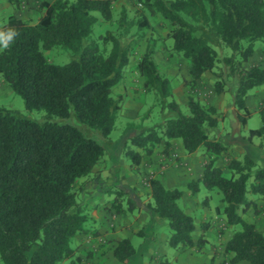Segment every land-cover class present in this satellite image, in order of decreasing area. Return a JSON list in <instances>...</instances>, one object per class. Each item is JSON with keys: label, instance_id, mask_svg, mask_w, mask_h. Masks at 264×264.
I'll return each instance as SVG.
<instances>
[{"label": "trees", "instance_id": "16d2710c", "mask_svg": "<svg viewBox=\"0 0 264 264\" xmlns=\"http://www.w3.org/2000/svg\"><path fill=\"white\" fill-rule=\"evenodd\" d=\"M8 1L16 8L20 4V0ZM138 1L149 15H159L169 23L172 46L187 61L190 88L209 72L215 74L217 93L224 91L228 78L237 81L234 107L240 125L246 126L248 94L264 86V67L245 66L256 43L264 42V0ZM113 4L114 0H53L42 3L43 14L34 24L10 14L0 25V76L21 96L26 109L43 110L46 117L36 121L0 105V264H91L72 246L77 235L90 232L75 185L93 172L105 147L77 126L52 118L74 116L105 139L113 131L121 96L115 98L112 89L124 77L130 48L110 32L103 36L112 42L108 52L89 41L98 20L95 13L112 21ZM137 25L151 28L147 15ZM11 32L15 35L9 40ZM57 46L78 57L64 64L50 62L43 50ZM223 46L230 54L220 55ZM138 71L146 90L158 94L163 120L139 128L129 138L135 148H128L126 155L139 165V150L151 155L162 146L163 155L168 156L173 140L187 154L203 148L202 173L187 189L195 195L202 186L221 196L224 206L216 207V212L224 216L232 232L223 245L227 259L222 264H264V233L244 217L250 209L264 212V167L251 154L231 155L230 145L209 137V131L223 119L216 106L190 94L186 109L181 108L173 97L170 78L158 71L152 47L140 58ZM258 113L261 125L249 130L248 141L264 138V101ZM222 156L226 162L219 165ZM149 186L147 213L170 229L168 245L177 250L205 247L211 223L200 222L195 238V218L180 203L184 191L166 186L158 177L150 178ZM125 194L116 192L112 207L117 213L136 208L129 198L124 206ZM209 199L207 195L202 204L208 206ZM138 234L143 236V231ZM136 252L129 237L118 240L113 248L120 264H128Z\"/></svg>", "mask_w": 264, "mask_h": 264}, {"label": "rangeland", "instance_id": "374dc122", "mask_svg": "<svg viewBox=\"0 0 264 264\" xmlns=\"http://www.w3.org/2000/svg\"><path fill=\"white\" fill-rule=\"evenodd\" d=\"M43 2L51 3L53 0H20L17 8L8 0H0V25L6 22L10 14H15L26 23L34 24L38 22L43 14ZM112 12V21H107L99 13H95L98 20L93 27L89 41L97 42L105 52H108L112 42L109 40L104 41L103 36L110 32L120 37L130 48V62L125 67L124 77L112 89V95L115 98L121 96L120 109L117 112L113 131L109 138L105 139L100 136L98 131L78 121L74 116L67 119L52 118L59 123L68 122L77 126L86 136L97 140L105 147V154L94 167L93 172L79 179L75 185L77 198L84 207L88 217L87 227L90 232L74 238L72 246L81 258L91 264L99 263L97 256L95 257V252L112 241L105 238L102 234L103 232L98 229L104 223H106L105 227L108 228L107 231L111 232H114L119 225L128 230L131 229L130 233L134 238L133 242L135 244L139 241L140 244L145 241V237L141 239L142 235L138 233L140 230L143 231L144 225H147L151 220L145 221L144 224H139V226H136L135 222L140 220L139 216L148 210V203L151 200L150 178L158 177L162 181H168L173 184L172 187L177 186L188 195L187 184L201 175L206 161L203 148L195 152L193 158L190 159L178 140H173L168 156L163 155L162 146H158L151 155L139 150L142 154V161L139 165L133 164L126 155L128 148H135L130 144L129 138L139 128L152 126L163 120L162 104L158 94L155 91L146 90L144 79L138 71V62L148 48H153V59L159 73L170 78L173 97L181 104L183 110L186 109L185 102L188 96L192 94L202 103L216 106L220 114L223 115L219 125L209 131L210 138L220 139L223 143H226L225 140L228 139L236 145L244 143L249 130L258 128L261 125L258 109L264 101V86L254 88L249 92L247 100L250 117L246 126H241L234 111V98L237 86L235 79L228 78L225 82L224 91L217 93L214 88L215 74L209 72L198 80L194 87L190 88L188 85L190 76L188 74L187 61L181 52L173 48L172 39L169 37L170 25L164 18L159 15H149L138 0H114ZM143 15H147L151 28H138L137 22ZM2 48V36L0 35V49ZM43 52L50 62L57 64H64L72 58L78 57L70 50L58 46L43 50ZM224 54H230V50L223 46L220 48V55ZM251 65L264 67V42L256 43L253 55L245 63V66ZM0 105L36 121H43L46 118L43 110L26 109L21 96L12 90L9 82L2 76H0ZM232 137L235 138L233 139ZM255 138L257 139L258 137ZM256 141L260 146H264V138H258ZM241 149V147H231L230 154L241 157L243 154ZM252 156L254 157L255 153ZM256 160L259 166L264 167L263 161ZM225 162V156L220 157L217 161L219 165H224ZM119 190L126 193L122 198L124 206H126V199L129 198L136 207L133 212L122 214L117 213L113 209L112 202L116 192ZM207 195L210 196L209 201L213 204L224 206L221 196L216 190L208 192L202 186L194 198V201L197 202L196 205L204 206L202 200ZM188 197L193 198L192 195ZM186 204L189 205L187 201ZM260 204L263 205L262 203ZM244 217L246 220L253 222L264 233V212L257 214L251 210ZM196 218L200 222L209 221L211 223L213 216L209 217L207 213L202 211L197 212ZM219 219L220 217L217 218V220ZM218 222L222 223L221 220ZM137 227L138 232H135L134 230ZM223 227L218 228L215 233L218 239L214 247L221 254V257L219 256L221 261L219 260L217 264H222L227 259V255L223 251V239H225V232L228 231L230 233L231 229L227 228L226 230ZM162 231L163 233L167 232V235L170 233L168 226ZM169 248L171 247L169 246ZM102 262L103 264H112L105 258ZM65 264H69V261H66Z\"/></svg>", "mask_w": 264, "mask_h": 264}, {"label": "crops", "instance_id": "0c3cea01", "mask_svg": "<svg viewBox=\"0 0 264 264\" xmlns=\"http://www.w3.org/2000/svg\"><path fill=\"white\" fill-rule=\"evenodd\" d=\"M247 105H248V100H247ZM234 111L237 116V111L235 107H234ZM257 139L253 138L251 142L246 140L244 141V143L238 145L234 144L231 140L228 139H226L225 142L231 147H241L242 148L241 151H243V154L248 153L253 155L255 153L254 158L264 162V146H260L259 143L256 141ZM193 154H188L189 155L188 157L192 159L194 156ZM163 183L168 187L173 186V184H170L168 181L166 182L163 181ZM189 195H191L190 192L188 193V195H186V192L184 191L180 202L183 208L185 209V211L193 215L195 218V222H196V230L194 232L195 238L197 237L200 229L199 227L200 221L197 220L196 218L197 212L204 211L205 213H207L209 217L213 216L211 222V228L206 233L208 238L207 245L203 247L200 251L196 249L177 250V249L169 248V245L167 243V238H168L167 232L163 233L162 231V229L164 228L166 229L167 226L166 223L157 218L150 217V215L145 211L146 213L143 212L141 215L142 217L139 216L140 220L135 222V225L139 226V224H144L145 221L151 220L150 222L147 223L148 226L144 225L143 236L141 237V239L145 237V241H142L141 244L140 241L137 242L136 244L133 242L134 246L137 249V252L129 260L128 264H161L163 261L164 262L166 261V264H217L219 260L221 261L220 251L218 250L216 251L214 244H216L218 239L216 238V234H215L218 228L223 227L224 225L223 229L227 230L224 217L222 216V214L216 212V207L219 208L222 207L217 204L215 205L210 201L208 206L196 205L197 202L194 201L196 194L192 195L193 198H189L188 197ZM186 201L189 203V205L186 204ZM191 204L193 207L190 206ZM251 210L253 209H250L249 212ZM219 217H220L219 220H221L222 223L218 222L219 220H217V218ZM105 225L106 223H104V225L99 226L98 229L100 232H103L102 234L105 238L112 241H110L105 247L98 249L97 252H95V257L97 256L96 258L99 262L98 264H103L102 260L104 258L110 261V263L112 264H120L113 256V248L115 247L117 241L120 240L121 238L129 237L133 241L134 238L130 233L131 229L128 230L122 225H119L116 227L114 232H111V231H107L108 228H106ZM137 230L138 227L137 229L135 228L134 231L138 232ZM231 233L232 232L229 233L228 231L225 232V239H223V243L230 238ZM86 241H88V239H86ZM237 264H248V263L245 261H241Z\"/></svg>", "mask_w": 264, "mask_h": 264}, {"label": "clouds", "instance_id": "9594fccd", "mask_svg": "<svg viewBox=\"0 0 264 264\" xmlns=\"http://www.w3.org/2000/svg\"><path fill=\"white\" fill-rule=\"evenodd\" d=\"M14 35H15L14 32L9 33L8 39L10 40L12 38V36H14Z\"/></svg>", "mask_w": 264, "mask_h": 264}]
</instances>
